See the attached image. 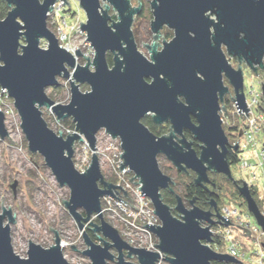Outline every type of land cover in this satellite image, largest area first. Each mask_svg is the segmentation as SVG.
I'll return each mask as SVG.
<instances>
[{
	"label": "water",
	"instance_id": "water-1",
	"mask_svg": "<svg viewBox=\"0 0 264 264\" xmlns=\"http://www.w3.org/2000/svg\"><path fill=\"white\" fill-rule=\"evenodd\" d=\"M5 1L10 11L0 19V86L13 99L30 152L44 157L60 186L71 190L65 208L83 233L87 248L82 254L90 263L157 264L163 258L169 264H244L211 247L212 226L233 224L221 215L214 199L210 203L213 210H204L195 205L196 198L189 207L177 194L178 216L173 215L161 191L173 192L175 182L162 172L158 156L164 154L181 172L193 171L195 186L210 194L216 185L211 183L209 172L224 174L235 183L249 213L264 231V215L248 182L238 183L231 171L228 156L230 149L239 150L238 142L230 143L221 116L224 112L228 117L226 107L221 105L229 90L225 77L234 89L239 112L242 109L248 116L245 73L242 65L235 68L228 56L243 59L257 74L259 69L264 70V0H152L154 41L152 45L143 43L149 48L150 58L139 50L132 30L135 16L142 13V4L133 7L131 0H77L87 18L80 23L81 28L95 50L93 61L86 56L88 62L83 65L78 63L84 55L80 48L73 53L63 47L48 26L49 12L58 0ZM65 3L70 4L67 0ZM111 7L118 12L116 20L109 12ZM165 25L173 30L174 37L158 51L161 44L157 41ZM42 40L47 41L46 48L41 47ZM108 53L114 56L112 66ZM61 77L70 82L68 104L56 102L46 92L59 86ZM83 84L90 90L83 92ZM42 107L53 110L58 121L72 118L76 123L74 133L65 136L51 129ZM150 115L156 125L170 122L173 132L160 137L150 131L142 121ZM194 117L198 124L193 123ZM5 118L0 110L2 140L9 137ZM184 129L201 142L200 152L187 140ZM100 130L120 139L124 160L121 169L133 171L142 186V196L151 199L162 221L161 225L144 224L157 235L159 243L154 245L159 251L131 246L105 220L101 198L115 196L113 190L121 186L103 175L96 152ZM84 140L91 146L92 158L81 172L74 164L75 142ZM16 185L12 184L14 191ZM124 194L127 196V191ZM95 216L100 223L93 221ZM16 218L12 208L3 206L0 264H71L57 231L52 246L44 248L30 241L27 257H20L12 246L11 229ZM243 228L250 236V230ZM89 230L101 233L100 243L92 239ZM134 257L136 263L131 261Z\"/></svg>",
	"mask_w": 264,
	"mask_h": 264
},
{
	"label": "rangeland",
	"instance_id": "rangeland-1",
	"mask_svg": "<svg viewBox=\"0 0 264 264\" xmlns=\"http://www.w3.org/2000/svg\"><path fill=\"white\" fill-rule=\"evenodd\" d=\"M67 1L70 4H64L65 0L58 1L56 9L49 14L48 26L58 37L59 43L63 47L80 48V51L84 55L80 57L78 63L83 65L88 62L86 56L90 57V60L93 61L95 51L90 46L88 40H86V32L82 30V24H80L81 22H86V13L77 0ZM131 1L134 7L137 6L138 0ZM142 1L144 4V13L141 16H136L132 30L135 34V40L139 50L150 58V51L143 43L151 44L154 40V33H152L150 28L152 0ZM72 10H74V13L70 14ZM109 12L112 17L118 15V12L112 7ZM163 32L164 34H168L173 31L166 29ZM40 45L42 48H46L47 41L42 40ZM244 73V84H246V87L248 88L250 84H253L255 89L259 90L262 84L259 83V78L253 75V72L248 66L244 69ZM59 80V86L47 88L46 92L56 102L68 104L71 98V92L69 91L70 82L64 77L59 78ZM260 80L262 79L260 78ZM81 90L83 92L89 91L90 88L87 84H83L81 85ZM8 104L9 110L11 111L9 112L10 117L5 125L9 131V137L5 140H2L0 137V213L4 206L6 208H13V211L17 214L16 222L12 224L11 229L12 246H14L15 252L20 257H27L30 241L36 242L44 248L50 247L54 244L56 237L55 231H57L62 238V242L67 245L63 247V253L68 262L71 264H91L89 258L82 254V251L87 248L83 233L80 231L70 212L65 208V201L69 199L71 190L68 186H60L52 174L51 169L46 166L44 157L30 152L26 137L21 129V118L17 114L13 99ZM41 109L47 123L50 124V128L56 133H59L60 130L62 135L67 136V134L74 133L76 130V128H70L69 120H72V118L58 121L57 115L53 110L46 107H42ZM233 112L234 109H231V113ZM262 138L264 141V135ZM96 144V152L100 158L104 177L106 179L114 177L116 180H120L121 177L116 171L114 172L113 166H111L112 159H117L119 152L123 151L120 139H115L109 133H106L105 130H100L97 134ZM91 154V146L87 141H76L74 153L75 167L81 172L85 171L91 162ZM257 161L255 159L254 162ZM158 163L163 173L166 170L167 173L165 174L174 177L177 175L175 174L173 164L170 163L165 155L158 156ZM233 172L235 177L240 181L248 178L246 172L238 171L236 168H233ZM15 182H17V185L14 191L12 184ZM260 187H262V182L260 183ZM227 202L228 204L230 203L229 200ZM103 203L104 201L102 199ZM187 206L191 207L190 205ZM243 215L252 222H256L254 215L248 216L245 213ZM107 216L109 217V215ZM107 216H104L105 220L116 227L122 239H124L118 223L109 220ZM237 237L243 245H246V237H242L239 232H237ZM96 242L100 243V241ZM247 242L252 247L249 254L251 252L254 254L259 247L255 245V242L253 243L248 239ZM72 245H75L80 251H74ZM255 257L257 258L254 255ZM131 261L136 263L137 258L134 257ZM245 262H249V259H246ZM163 264L169 263L163 261Z\"/></svg>",
	"mask_w": 264,
	"mask_h": 264
},
{
	"label": "built area",
	"instance_id": "built-area-1",
	"mask_svg": "<svg viewBox=\"0 0 264 264\" xmlns=\"http://www.w3.org/2000/svg\"><path fill=\"white\" fill-rule=\"evenodd\" d=\"M57 3L52 11L56 9ZM52 11H50L49 14ZM63 41L65 40L63 39ZM67 49L72 50V52L75 53L77 48L67 47ZM245 94L247 96L246 103L248 109H250L248 110L247 116L244 110L241 109L239 112L238 106L235 103L234 106L237 116L240 115L244 117L245 120L244 124L240 127L242 128L243 133L239 135L236 141L232 142V145H235L238 142L237 145L240 150L239 170L246 172L248 178L244 180L248 182L250 188H257L260 211L261 214L264 215V147L262 138L264 135V112L258 111L259 101L262 94L260 89H255L253 84H250L248 88L245 85ZM10 100H12V98L9 93H7V90L0 86V110L6 115L5 123L10 117L9 112L11 110H9L8 104ZM122 152L123 151L119 152V157L117 156V159H112L111 166H113L114 172L116 171L121 177L120 180L117 179L113 183L116 186L123 187V189L127 191V196L129 198L124 194V190L121 187H116L113 190V193L118 198L113 195L102 197L104 201L102 204L104 216L109 215V217L107 216L109 220L118 223L123 238L131 246L138 248L147 247L148 250L159 251L157 246H155L159 243L157 235L144 224L161 225L162 221L154 211L156 209L153 207L151 199L145 194L142 196V190L139 189L142 186L134 176L133 171L128 167L121 169L120 163H123L124 161L123 157H121ZM255 159L258 161L254 162ZM131 178L133 179L130 181ZM135 181L137 183H134ZM261 182L262 187H260ZM115 190L118 191L119 194H117ZM119 198H122L128 203ZM130 204L133 205L131 206ZM220 213L223 216H227L229 221L233 224L228 227L222 226L221 229L212 228L213 237L216 236L225 240V245L218 248L220 250L219 252L227 253L232 257L234 256L237 259L242 260L244 264H264V250L258 248L254 254H249L248 250L251 251L252 247H250L247 242L248 239L253 243L255 242L256 246H261L260 234H264L262 228L257 225L256 222H252L250 219L246 218L239 207L233 205L223 206L220 209ZM242 226L250 230V236L246 235L247 231L244 230ZM236 231L239 232L242 237H246L245 244L247 248H249L248 250L242 248L244 246L238 239ZM253 255L257 256V258H254ZM246 259H249V262H245ZM163 261L164 259L161 258L157 264H163Z\"/></svg>",
	"mask_w": 264,
	"mask_h": 264
},
{
	"label": "trees",
	"instance_id": "trees-1",
	"mask_svg": "<svg viewBox=\"0 0 264 264\" xmlns=\"http://www.w3.org/2000/svg\"><path fill=\"white\" fill-rule=\"evenodd\" d=\"M10 11V7L7 5V2L5 0H0V19H4L8 12ZM68 11V10H67ZM66 11V12H67ZM74 10L70 11V14H73ZM109 64L110 66L113 65V57H109ZM253 72V71H252ZM253 75H256L253 72ZM263 99V97H261V100ZM235 110V108H234ZM258 111H263L264 112V104L263 102H261L259 104L258 107ZM234 115L236 114V112H233ZM239 119V126L238 128L240 129V127L244 124L245 118L236 114V116ZM240 118L242 119L240 121ZM142 121L148 126V128L150 129V131H153L155 134L157 135H161L163 131L162 127H157L154 123L153 120L149 119H142ZM70 123V128L74 129L76 127V123L73 122V120H69ZM50 125V124H49ZM239 129H236L239 131ZM235 140H233L232 142H234ZM263 147H264V141H263ZM198 151V150H197ZM239 152H235L234 150L230 149L229 152V156H228V161H230V163L232 165H239L240 163V155ZM165 173H167V171H164ZM171 176V175H170ZM209 176H210V180L211 183H214L216 185V189L215 191L212 192V194H210L209 190H206L203 187H199V186H195L194 184V180L196 177V174H186L185 176H180V175H176L171 176L175 182V185L173 186V190L174 192L171 193L169 191V189H164L161 191V195L163 196V201L166 202L170 207H172V212L173 215H177L178 213L175 210V206L177 203V194L182 196L183 201L185 202L186 206L190 205V201L192 199L196 198V202L195 205L196 206H200L201 208H203L204 210H213L212 205H210L212 199H214L218 205V209L220 211V209L223 206H235V207H239L241 209V212L245 213L246 215L250 216L251 214L248 211V205L246 204V200L243 197V195L241 193H239L237 186L235 185V183H233L231 180L229 181V179L222 174H217V173H210L209 172ZM108 181L111 182H115L116 178L114 177H109L107 178ZM242 181V180H241ZM240 180H237L238 183H241ZM209 189H213L212 184H208ZM251 193H253L254 198L256 200V202L258 203V205L260 206V203L258 202V193H257V188H252L251 189ZM227 200H229V204L227 202ZM93 221L100 223L99 219L97 217L93 218ZM213 228H220L218 226L213 227ZM90 235L92 237V239L96 242V241H100L99 236L97 233L92 232L91 230H89ZM260 245L258 246L259 248L264 250V234H260ZM214 241L211 243V247L215 250L220 251L218 248L221 246L225 245V240L223 238H219L214 236ZM243 245V244H242ZM244 247H242L244 250H248L249 248H247L246 245H243ZM250 246V245H249ZM258 249V248H257ZM249 253V250H248ZM251 254H253L251 252ZM254 256V255H253ZM110 264H116L115 262L110 263ZM214 264H232V263H227V262H217L214 261ZM234 264V263H233Z\"/></svg>",
	"mask_w": 264,
	"mask_h": 264
},
{
	"label": "flooded vegetation",
	"instance_id": "flooded-vegetation-1",
	"mask_svg": "<svg viewBox=\"0 0 264 264\" xmlns=\"http://www.w3.org/2000/svg\"><path fill=\"white\" fill-rule=\"evenodd\" d=\"M140 4H142V13L140 14V16L141 15H143V13H144V4H143V1L142 0H138V4H137V6H139ZM132 6H133V4H132ZM134 7V6H133ZM151 11H152V8H151ZM136 16H139V15H136ZM136 16H135V18H136ZM113 18V20L115 19H117V16H114V17H112ZM151 21H152V19H153V11L151 12ZM152 23V22H151ZM150 28H151V26H150ZM166 29H171L170 27L168 28V26H164L161 30H160V32H161V36H160V38L158 39V41H157V43H160L161 44V46H159V49H158V51L159 50H161L164 46V42H169L173 37H174V34H173V32H169L168 34H164V30H166ZM172 30V29H171ZM152 31V30H151ZM173 31V30H172ZM153 33V32H152ZM154 36H155V34L153 35V39H154ZM154 41V40H153ZM153 41H152V43H153ZM152 43L150 44V45H152ZM146 45H148V44H146ZM145 45V46H146ZM147 48V47H146ZM147 49H149V48H147ZM223 50H225V46L223 47ZM108 59H109V57H113V59H114V56L111 54V53H108ZM229 57V61L232 63V65L234 66H236V67H238L239 66V64H241L242 65V67H243V71H244V69L246 68V66H248L247 65V63L242 59L241 61L239 60V58L236 56V57H232V56H228ZM234 66V67H235ZM235 67V68H236ZM255 73V72H254ZM256 74V76L259 78V83L260 84H263L262 82L264 81V70H262V69H259L258 70V74L257 73H255ZM260 78L262 79V80H260ZM224 83L225 84H227L228 86H229V90H228V92L225 94V97H224V100H223V102H222V104L221 105H223V106H225L226 107V109H227V112H228V117H225V114H224V112H222L221 113V116L223 117V120H224V122H223V128L225 129V132H226V135H227V138L229 139V141H230V143L232 144V141L233 140H237V138L239 137V135H240V131H241V128L239 129L238 128V126H239V119L237 118V117H235L236 116V114L234 115V113H231V109L233 110L234 108H235V102H234V99H235V93H234V89H233V87L231 86V84H229V81H228V79L225 77V80H224ZM245 83V82H244ZM246 85V84H245ZM261 87H262V85H261ZM260 91H262V89L260 88ZM261 94H262V92H261ZM261 97H263V94H262V96ZM181 100H184V98H181ZM261 102H263V104H264V97H263V99L261 100L260 99V101H259V104L261 103ZM235 111V110H234ZM146 119H151L152 120V117H151V115L150 116H146L145 117ZM144 119V118H143ZM192 120H193V123L194 124H198V120L194 117V118H192ZM242 119L240 118V121H241ZM242 122H244V121H242ZM153 123H154V121H153ZM155 124V123H154ZM156 125V124H155ZM157 127H162L163 128V131L164 132H162V134L161 135H157V136H162V135H170L172 132H173V130L171 129V123L170 122H164V123H162V125H156ZM148 127V126H147ZM236 129H239V131L238 130H236ZM184 135H185V137L187 138V140L188 141H191V142H193V148L195 149V150H198V152H200L199 150H200V145H201V142L199 141V140H196L195 138H194V135H193V133L190 131V130H188V129H184ZM179 137H180V135H177V137H176V140H178L179 139ZM235 151V150H234ZM235 152H238V151H235ZM164 155V154H163ZM167 158V157H166ZM171 163V162H170ZM174 167V171H175V174H177V176L178 175H180V176H185L186 174H193V171H191V170H188V171H186V172H181V171H179L175 166H173ZM233 168H236V170H238V171H240L239 170V165H232L231 164V171L233 172ZM210 173H212V172H210ZM215 173V172H214ZM195 174V173H194ZM218 174V173H217ZM219 174H222V173H219ZM222 175H224V174H222ZM233 175H234V172H233ZM234 178H235V180L237 181L238 179L235 177V175H234ZM242 180H244V179H242ZM230 181V180H229ZM175 185V184H174ZM169 191L171 192V193H173L170 189H169ZM185 203V202H184ZM186 205V204H185ZM230 206V205H229ZM13 209V208H12ZM220 212V211H219ZM178 213V212H177ZM222 215V214H221ZM223 216V215H222ZM216 220H218L217 218H215ZM216 226H218V227H220V228H218V229H221L222 228V226L223 225H221V226H219V225H215V226H212V227H216ZM73 250H74V247H73ZM74 251H77V250H74Z\"/></svg>",
	"mask_w": 264,
	"mask_h": 264
},
{
	"label": "bare ground",
	"instance_id": "bare-ground-1",
	"mask_svg": "<svg viewBox=\"0 0 264 264\" xmlns=\"http://www.w3.org/2000/svg\"><path fill=\"white\" fill-rule=\"evenodd\" d=\"M61 244L63 245V247H66L67 246L64 242H62Z\"/></svg>",
	"mask_w": 264,
	"mask_h": 264
}]
</instances>
